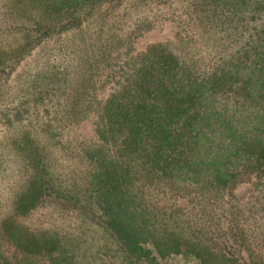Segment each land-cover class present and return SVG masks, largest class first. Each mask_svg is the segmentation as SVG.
Returning <instances> with one entry per match:
<instances>
[{"label":"trees","instance_id":"16d2710c","mask_svg":"<svg viewBox=\"0 0 264 264\" xmlns=\"http://www.w3.org/2000/svg\"><path fill=\"white\" fill-rule=\"evenodd\" d=\"M103 5L71 83L63 73L35 88L41 104L50 86L66 83L64 117L10 142L21 185L0 216V264H169L177 256L264 264L261 224L215 210L244 184L264 189V0H8L6 32L15 37L0 49V74L41 43L81 31ZM140 8L168 12L160 20L169 35L129 55L115 31ZM86 116L92 134L76 149L81 169L68 170L57 129ZM44 209L74 214L80 229L69 220L23 224Z\"/></svg>","mask_w":264,"mask_h":264},{"label":"rangeland","instance_id":"374dc122","mask_svg":"<svg viewBox=\"0 0 264 264\" xmlns=\"http://www.w3.org/2000/svg\"><path fill=\"white\" fill-rule=\"evenodd\" d=\"M8 0H0V49L7 47L13 42L10 32H6L8 26ZM107 6L103 5L95 16L88 18L83 24L82 30H75L67 35H60L41 43L35 51L26 59L21 60L18 66L14 67L8 74H0V216L6 211L9 199L16 191L20 183L19 162L15 149L11 145L12 139L17 137L19 131L23 129L35 130L43 119H61V114L67 95L62 94V89H68L66 83L60 82L50 86L48 93L45 94L41 104L33 102L34 91L41 89L39 83L42 79L44 85L51 77L57 80L59 75L62 77L69 75L71 83L72 76L80 72L81 58L84 55L79 47H83L82 41L90 35L86 42H93V33L99 28L98 22L100 16L105 14ZM147 10V9H146ZM148 11V10H147ZM154 16L151 17L142 8L131 11L128 18L118 22L116 35L124 39L128 48L129 55L141 51L145 46L149 45L153 40L164 39L165 35H169V25L162 23V19L168 17L167 13L154 10ZM117 14V11L114 12ZM161 14V15H157ZM164 15V16H163ZM161 16V20H160ZM113 18L107 17L106 23L110 24ZM151 23H156L151 28ZM145 22V23H144ZM164 28V29H161ZM138 30H140L138 32ZM167 33V34H166ZM142 34L141 36H138ZM126 39V40H125ZM85 56V55H84ZM127 59L123 55L120 65ZM120 67V66H116ZM65 73V74H63ZM24 111L22 116L14 120L13 116H17V112ZM3 114L9 115L11 124L7 123L2 117ZM87 117V116H86ZM80 118V117H78ZM64 122L58 130L61 132L60 143L68 153L67 158L63 161L64 167L68 170L75 171L81 169V161L76 154L79 144L87 142L91 138V129L89 119ZM57 139L59 138L56 136ZM41 138L47 139L45 136ZM54 148V146H53ZM60 154V153H59ZM220 201L216 205L215 210L220 217L227 216L229 218H237L248 224H261L264 228V189L255 187L251 184H244L238 187L234 193V200ZM229 212V214H227ZM64 220V221H63ZM65 220H69L72 228H79V219L74 215L44 209L39 213H35L30 219L23 222L24 225L33 228H45V226H65L69 225ZM254 230V229H253ZM89 231V230H87ZM83 233V232H82ZM90 234L94 242L100 239V235L95 228L90 229ZM98 243V242H97ZM96 243V244H97ZM169 264H197L194 260L177 256L167 259Z\"/></svg>","mask_w":264,"mask_h":264}]
</instances>
